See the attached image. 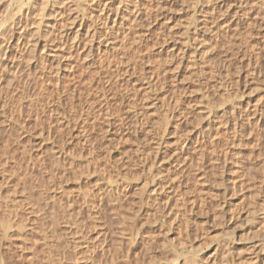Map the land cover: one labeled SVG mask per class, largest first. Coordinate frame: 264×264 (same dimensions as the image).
<instances>
[{
	"label": "rangeland",
	"instance_id": "1",
	"mask_svg": "<svg viewBox=\"0 0 264 264\" xmlns=\"http://www.w3.org/2000/svg\"><path fill=\"white\" fill-rule=\"evenodd\" d=\"M147 1L141 28L97 39L93 62L74 53L72 40L56 52L53 45L61 22L73 35L77 16L84 35L99 23L94 0L0 4V28L32 10L30 23L42 22L36 28L47 33L49 54L64 71L61 137H39L37 129L30 141L11 135L10 111L4 115L0 103V170L10 164L18 196H31L44 212L27 233L26 217L21 222L2 208L11 230L4 224L0 231L13 237L0 241L7 264H264V24L251 6L242 7L241 26L233 13L220 36L204 21L208 0ZM160 4L167 6L161 11ZM12 97L1 99L9 104ZM40 140L48 165L56 159L52 147L63 148L62 184L36 169ZM23 161L35 170L26 184L19 181ZM158 184L164 188L156 196L150 191ZM54 193L63 201L57 230L48 197ZM12 220L25 227L14 230Z\"/></svg>",
	"mask_w": 264,
	"mask_h": 264
},
{
	"label": "bare ground",
	"instance_id": "2",
	"mask_svg": "<svg viewBox=\"0 0 264 264\" xmlns=\"http://www.w3.org/2000/svg\"><path fill=\"white\" fill-rule=\"evenodd\" d=\"M2 1H4V0H0V4H2ZM90 1H93V0H90ZM124 1H126V0H121V1L120 0H94L92 9H95L98 12L97 15L95 16L96 18L95 17L94 18L96 19V22L101 23L102 28H100V26H98L99 28L96 27V25L99 24V23L96 24V22H95L96 25L88 28L87 25H91L89 23L86 25V27L89 30L88 29H87V31L85 30V32H86L85 35L83 33L84 31L81 32V30L83 29V22H85V21L81 20V22H80L79 16H77L74 19L75 21H73V20L71 21V22H73L72 23L73 27L78 28L77 31H74V33L76 32L74 35L70 30H69L70 32L69 31L66 32V30L64 29L65 25H62L63 22H61V26H62V28L63 27L64 28L62 29L60 26V32L58 34L59 36L57 35L58 41L55 40L58 43L53 45L54 48L57 46L55 49V52L58 51L59 47H62L61 44L66 45L69 43L70 40H72L71 44H72V48H73L74 53H76L77 56H79L81 54L84 56L86 55V57H87L86 59H84V57H83L84 62H85V60H87V59L89 60V58L93 57V55L95 53V48L98 47V46L94 47V42L97 39H101L102 37H104L105 38L104 40H109V39H107V37L112 35L113 33H116V32L120 33V31H122L124 29H127L130 31V30H134L135 28H138V27L141 28L142 23H143L142 22L143 15L145 16L143 9H148V8H144V6H146V4L144 3L145 5H143V0H135V3H136L135 6L133 8H130L126 5H124V3H123ZM155 1H158V0H155ZM208 1H209L210 5H209L207 11H205L204 21H205L206 25L211 23L212 28L217 30V31L212 32L214 34L217 33V35L218 34L220 35L225 26H228V25L230 26V24L225 23L226 22L225 20L227 19V17L229 15L232 16L233 13L235 14V15H233V16H235L234 18L236 20L238 19V22H235V23H237L236 25H238V23L240 24L241 20H239V19H241L242 16L240 17L239 15H240V13L244 12L242 7H246V6L247 7L251 6L250 9L252 10V12L257 11L256 17H258L257 18L259 20L258 22H261L262 24H264V0H208ZM147 3H148V1H147ZM149 3H150V1H149ZM157 4L159 5V3H157ZM160 5H162V7L159 6L161 11L164 7L167 6V5L165 6L164 4H160ZM163 5H164V7H163ZM142 6H143V9H142ZM146 7H148V6H146ZM43 10H45V9H43ZM95 10H93V11H95ZM2 11H3V9H2ZM146 11L147 10H145V12ZM18 13L19 14H16L17 16L15 15L16 18L13 21L9 22L6 26H3L2 28H0V103H2V109H3L4 115H7V109L10 111V117L8 119L11 122V124L9 125L8 130H9L11 135H13L14 133H17L18 137L20 139H22L23 137H27L28 141L35 138L34 134L31 133L32 130H35V129L38 130V132L36 134L39 137H43L45 135L50 136L51 134L54 135V137H56V135L58 137H61V133L63 132L64 126H65L64 125L65 124L64 119H63L64 116L62 115L63 112H62V108H61V104L63 101L62 100L63 99L62 98V92H63V77H64V74H63L64 71H62L63 67H61V64H60L61 60L60 61L58 60V58H57L58 55H56V57L51 58V55H50L51 53L49 54V49H51L52 47L49 48L50 46L48 44V39L46 37L47 33L44 35V33H42L40 30H38L36 28L37 25H39L41 21L37 22V23H39V24L36 23L37 25L36 24L32 25L34 22L30 23V19L32 17V10L31 9L27 10L26 13L23 10H20V12H18ZM42 14L44 15V12ZM41 15L39 16V18L41 17ZM92 16H94V15H91V17ZM39 18L37 20H39ZM93 19H91V21ZM232 19H233V17H232ZM223 23H225V26L222 25ZM254 23H256V22H249V27H250V25H252ZM232 24H233V22H232ZM32 26H35V28H33ZM240 26H241V24H240ZM38 27H40V26H38ZM239 27L235 28V32H238L237 29ZM40 29L43 30L42 28H40ZM84 29H86V28H84ZM107 30H109V31L106 32ZM210 30H211V27H210ZM227 31L228 30H226V32ZM44 32H45V30H44ZM117 33H116V35L118 36ZM128 33H126V34H128ZM126 34H124L123 36H126ZM137 34H140V33L137 32ZM131 35L129 37H131ZM139 36L140 35H138V37ZM48 37H50V35ZM136 37H137V35H136ZM126 38L127 37H124V39H122V40L123 41L127 40L128 38L127 39ZM132 39H133V37H132ZM49 41L51 42V40H49ZM137 41H135V42L138 43ZM135 42H134V44H136ZM53 43H54V41H53ZM121 43H122V41H121ZM104 45H106V47H105V49H103V51L104 50L108 51L109 50L108 43L107 44L104 43ZM126 49H127V47H126ZM103 51L96 50V52H97L96 54H98V53L100 54ZM110 51H111V49H110ZM102 55H104V54H102ZM124 55H126V54H124ZM116 56H118V55H116ZM59 57H60V55H59ZM98 58H100V57H98ZM121 59L123 62V58H121ZM92 62H93V58H92ZM121 65L119 64V66H121ZM126 65H128V64H126ZM70 70H72V69H70ZM49 72H50V74H52L51 78L49 77V75H50ZM51 86H52V88H51ZM50 89L54 90L55 95L57 96V99L51 98V95H50L51 90ZM9 93H13V97H12V100L8 104V103H6L7 100L4 101V99H1V96H3L4 94L8 95ZM105 100L106 99H104V101ZM90 107L94 108L95 105L92 106V103H91ZM90 107L88 109H91ZM102 107L104 108L105 106L102 105ZM105 108H107V107H105ZM259 110H260V108H259ZM261 111L262 110H260L259 112H261ZM257 112H258V110H257ZM80 113H82V112H80ZM95 113H97V112H95ZM254 114L256 115L255 112H254ZM259 114L257 117L258 123L263 121V118H264V117L262 118L263 115H259ZM261 114H262V112H261ZM263 125L264 124H262V126ZM3 132H4V127H3V130H0V133H3ZM20 143H21V141H17L18 145ZM40 143H41L40 144L41 152H40V155L37 154V157L40 159V162L35 166L36 169H38V171L40 169L41 170L44 169L48 178L50 180L54 181L53 183H61L62 184V180H63V169L62 168L64 167V166H62V164L64 162L63 161L64 160L63 148L59 149V148H56L54 146L52 147V151L55 152L56 159H54L53 164L49 163L50 165H48L46 163V159H45V155L47 153V146L41 140H40ZM185 143H187V142H185ZM183 152H184V149L181 150V155L183 154ZM202 156H203V154H202ZM185 159L187 160L188 158L186 157ZM12 160H13V165L15 167H17L19 170H21L22 166L19 163H17L15 161V159L12 158ZM23 162L26 164V168H25L24 172H22L23 178L22 179L19 178V181L22 180L23 184H26L27 182L30 181V178L33 177V171H35V170H34V165H31L30 163H27L25 161H23ZM10 166H11L10 164L3 165L1 167L2 169L0 170V212H1L2 208L4 211V209H6L4 207H7V209L12 214L13 219H14V217L15 218L20 217L21 222H24L27 219L28 223H31V225L27 223L28 225H25V226H26V229L28 230L27 233L28 232L31 233L34 231V229H32L33 228L32 227V221H34L33 218H35V216L36 217H42L44 212H43V209L41 207L34 204V199L31 196L26 195V194H23L24 196L23 195L18 196L19 191L15 188V186H18L17 179L13 173H12V175L7 173V172H10L7 170L8 169L7 167H10ZM11 169H12V167H11ZM12 182L16 183L15 186L12 184ZM31 185L33 186L32 189L36 188V185L34 184V182H32ZM159 185L160 184H158L157 186L155 185L156 187H154V189L152 191H150L153 193V195L156 194V196H157V194H159V191H158ZM160 187H162V186L160 185ZM162 188H164V187H162ZM26 189L27 188H24V190H26ZM160 190L162 191L163 189H160ZM5 192L7 193L6 196L4 194ZM45 192L46 191H44V193ZM42 194L43 193H41L40 195H42ZM159 196L160 195H158V197ZM48 197L51 199L50 202L53 205V208L56 207L53 211V225L56 227V230H57L61 226V223H60L61 215L60 214L62 213V210H63L62 209L63 208V206H62L63 201H62V199H60L61 198L60 194H57V193H54L52 195L48 194ZM155 198H157V197H155ZM223 207L224 206H222L220 208L222 212L224 211ZM7 214H9V213L7 212ZM2 215H4V212ZM4 216L0 215V229L2 227L4 228L3 225L5 224V222L7 220L9 221V219L5 220V218H7V217L6 216L4 217ZM12 216H10V217H12ZM2 217H4V218H2ZM24 217H26V219ZM13 222H15V221H13ZM16 222L14 224L18 223V225L14 226V225H12V223L10 221L12 227H14V230H16L15 228H18V226L21 224V222H19V221L17 223ZM5 225H6L5 230L7 231L10 228V224L8 225V223H6ZM7 225L9 228L7 227ZM23 225L24 224L22 223V227H25ZM20 226H19V228L21 229L22 227H20ZM30 227H32V228H30ZM5 230H3V233ZM9 230H11V229H9ZM23 230H20V231L17 230V231H19L18 233H16L18 238H21L23 236V234L21 232ZM1 231H2V229H1ZM1 231H0V241L1 242L3 239L7 240L11 236L10 235L11 232H10V234L5 233L6 235H4ZM24 231L26 232V230H24ZM44 232H45V234H47L46 230L45 231L43 230V233ZM19 233H21L22 235ZM57 235H59V234H57ZM45 238H47V237H45ZM0 264H7L6 259H5V255H4L3 251H1V248H0ZM112 264H116V263H112Z\"/></svg>",
	"mask_w": 264,
	"mask_h": 264
}]
</instances>
